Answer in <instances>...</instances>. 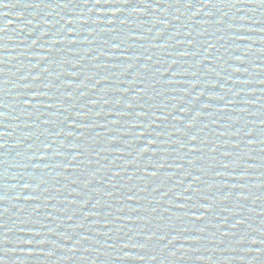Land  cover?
Listing matches in <instances>:
<instances>
[{
	"label": "water",
	"instance_id": "1",
	"mask_svg": "<svg viewBox=\"0 0 264 264\" xmlns=\"http://www.w3.org/2000/svg\"><path fill=\"white\" fill-rule=\"evenodd\" d=\"M0 145L2 264H264V4L0 0Z\"/></svg>",
	"mask_w": 264,
	"mask_h": 264
},
{
	"label": "snow or ice",
	"instance_id": "2",
	"mask_svg": "<svg viewBox=\"0 0 264 264\" xmlns=\"http://www.w3.org/2000/svg\"><path fill=\"white\" fill-rule=\"evenodd\" d=\"M97 2H99V0H97ZM260 2H261L262 4H264V0H260ZM189 6H191V5H189ZM0 146H2V145H0ZM0 264H2V261H0Z\"/></svg>",
	"mask_w": 264,
	"mask_h": 264
}]
</instances>
